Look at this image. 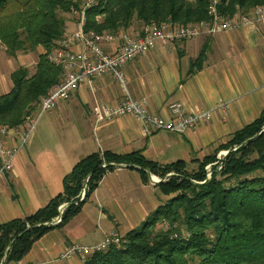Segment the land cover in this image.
<instances>
[{"label": "crops", "instance_id": "0c3cea01", "mask_svg": "<svg viewBox=\"0 0 264 264\" xmlns=\"http://www.w3.org/2000/svg\"><path fill=\"white\" fill-rule=\"evenodd\" d=\"M65 16L68 35L77 29V19L71 13ZM125 32L142 35L141 25L136 22L120 30L118 39L104 42L103 47L116 50ZM205 46L206 56L197 67ZM73 49L83 46L77 42ZM43 52L41 46L11 56L4 45L0 47V94L12 90L14 70L21 65L30 69L34 53ZM124 70L131 95L146 100L149 114L172 117L170 104L181 102L187 113L202 111L210 116L184 133L149 131L132 114L100 121L94 107L119 104L123 99L119 84L108 75L81 84L68 99L42 115L29 142L15 157L12 172L0 178V224L45 207L63 191L64 177L74 165L94 152L141 150L148 159L163 164L183 160L189 170L198 166L264 109V23L156 42ZM16 141L12 130L7 145ZM155 177L151 175L150 182L144 183L137 169L123 164L108 171L78 215L64 227L45 233L23 259L11 264H84L82 253L65 256L67 249L77 243L97 245L114 230L125 234L138 228L169 198L159 191ZM81 194L82 190L79 196L84 200Z\"/></svg>", "mask_w": 264, "mask_h": 264}, {"label": "trees", "instance_id": "16d2710c", "mask_svg": "<svg viewBox=\"0 0 264 264\" xmlns=\"http://www.w3.org/2000/svg\"><path fill=\"white\" fill-rule=\"evenodd\" d=\"M210 0H100L86 10V31L118 34L134 23L144 34L151 24H193L210 18ZM76 0H0V44L11 56L31 53L38 47V63L32 73L19 66L11 74L13 88L0 94V124L15 127L36 112L48 90L59 83L64 68L48 59L66 36V16ZM264 5V0H219L218 9L230 17L239 6L244 12ZM205 46L196 66L206 56ZM264 109L250 124L189 170L187 162L160 163L141 150L129 153L94 152L78 161L63 180V191L35 213L0 224V264L23 259L33 244L54 228L64 227L78 215L84 203L108 171L118 165L137 169L144 183L150 174L169 196L142 224L123 234L125 241L92 253L84 264H264ZM262 131V132H261ZM259 134L257 137H255ZM237 146V149H234ZM229 150L221 169L205 166ZM86 183V187L85 186ZM85 188L84 200L80 192ZM67 202L61 222L60 205ZM166 221L168 227L161 229ZM13 241L12 245L11 242Z\"/></svg>", "mask_w": 264, "mask_h": 264}, {"label": "built area", "instance_id": "2783aa9c", "mask_svg": "<svg viewBox=\"0 0 264 264\" xmlns=\"http://www.w3.org/2000/svg\"><path fill=\"white\" fill-rule=\"evenodd\" d=\"M79 1V8H72V15L77 19V29L66 35L59 45L48 53V59L51 62L61 64L64 67L63 78L50 88L48 93L42 97L38 110L28 114L23 123L15 127L0 124V178L6 173L12 172L15 157L29 142L42 115L55 108L61 100L68 99L81 84H91L99 76L108 75L112 77V80L119 84L123 92V99L117 105L97 104L94 107V112L98 120L115 119L118 116L132 114L139 121L145 123L149 131L170 130L178 133L188 131L203 118L210 116V113L202 111L187 113L184 111L181 102H173L169 106L173 114L172 117L149 114L146 110V100H137L130 93L124 70L126 64L150 51L159 41L191 39L218 31L237 30L241 27L257 24L259 21L264 23V5H259L248 12H244L237 6L236 12L227 17L217 7L219 0H210L208 5L210 18L208 20L193 24L175 22L151 24L142 35H130L125 32L122 34V43L116 50L111 51L106 50L103 43L118 39V34L86 31L84 28L86 10L98 5L100 0ZM77 42L82 44L83 49H73ZM0 47L3 45L0 44ZM12 130L16 131L17 141L7 145V139ZM228 152L229 150H220L217 153V160L207 167L208 176H211L213 165H218L217 169H221L224 157ZM158 180H160L158 176L154 178V181ZM85 194L86 190L83 188L81 198H84ZM65 206H60L61 214L53 219L54 224L61 222ZM164 222L166 223V221ZM124 241L123 233L114 230L108 233L104 240L97 245L87 246L78 243L72 245L67 249L65 256L82 253L84 255L82 258L85 261L92 253L107 249L112 244L119 245Z\"/></svg>", "mask_w": 264, "mask_h": 264}, {"label": "rangeland", "instance_id": "374dc122", "mask_svg": "<svg viewBox=\"0 0 264 264\" xmlns=\"http://www.w3.org/2000/svg\"><path fill=\"white\" fill-rule=\"evenodd\" d=\"M193 1V0H192ZM76 2H78V4H76L77 6H74L75 8H79V5H80V1L79 0H76ZM99 4V3H98ZM210 34H212V33H210ZM8 54V53H7ZM18 54H22V52H20V53H18ZM25 54V53H24ZM9 55V54H8ZM34 58H33V60L29 63L30 64V72H34L35 71V68H36V64L38 63V59H39V56H38V54L36 53H34ZM35 61H36V63H35ZM50 61V60H49ZM51 62V61H50ZM15 63H17V60L16 59H14V64ZM53 63V62H52ZM53 64H55V63H53ZM55 65H61V64H55ZM62 66V65H61ZM63 67V66H62ZM64 68V67H63ZM10 71V70H9ZM50 90V89H49ZM48 90V91H49ZM48 93V92H47ZM30 114V113H29ZM214 163V162H213ZM210 164H212V163H208L206 166H205V169H207V171H206V174L208 173V166L210 165ZM190 167H192V166H190ZM216 167L218 168V165H216ZM196 169H198V166L197 165H195V167L193 168V169H190V170H196ZM211 170H212V167H211ZM211 175H212V173H211ZM158 176V175H157ZM210 176V175H209ZM208 175H207V177H209ZM212 176H210L209 178H211ZM158 178H160V177H158ZM168 222H162L161 224H160V228L161 229H166L167 227H168Z\"/></svg>", "mask_w": 264, "mask_h": 264}, {"label": "water", "instance_id": "95a60500", "mask_svg": "<svg viewBox=\"0 0 264 264\" xmlns=\"http://www.w3.org/2000/svg\"><path fill=\"white\" fill-rule=\"evenodd\" d=\"M262 131H264V129H262ZM261 131V132H262ZM259 134H257L255 137H257ZM234 149H237V146L234 148ZM152 174H150V176H151ZM153 177V176H152ZM153 179V178H152ZM160 181H162L161 179L160 180H158V181H156V182H160ZM84 187H86V183H85V186ZM65 205H67V204H65ZM64 205V206H65ZM12 243H13V241L11 242V245H12ZM4 261H5V258L3 259V261L1 262V264H3L4 263Z\"/></svg>", "mask_w": 264, "mask_h": 264}]
</instances>
